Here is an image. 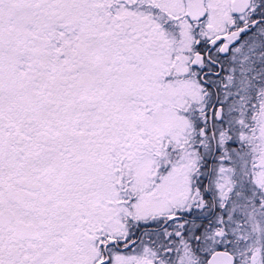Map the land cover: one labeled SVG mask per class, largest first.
Wrapping results in <instances>:
<instances>
[{
	"label": "snow or ice",
	"instance_id": "obj_1",
	"mask_svg": "<svg viewBox=\"0 0 264 264\" xmlns=\"http://www.w3.org/2000/svg\"><path fill=\"white\" fill-rule=\"evenodd\" d=\"M0 264H264V0H0Z\"/></svg>",
	"mask_w": 264,
	"mask_h": 264
}]
</instances>
